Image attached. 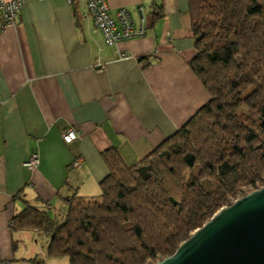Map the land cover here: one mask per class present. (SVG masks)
<instances>
[{
	"label": "crops",
	"instance_id": "1",
	"mask_svg": "<svg viewBox=\"0 0 264 264\" xmlns=\"http://www.w3.org/2000/svg\"><path fill=\"white\" fill-rule=\"evenodd\" d=\"M107 3L135 20L142 5L146 34L107 44L84 0H26L14 24L0 26V259L25 260L29 244L45 255L40 229L12 226L26 205L57 217L66 197L98 196L109 172L104 151L136 163L210 97L189 66L196 49L188 0ZM69 126L78 138L65 143ZM33 151L31 170L23 162Z\"/></svg>",
	"mask_w": 264,
	"mask_h": 264
},
{
	"label": "trees",
	"instance_id": "2",
	"mask_svg": "<svg viewBox=\"0 0 264 264\" xmlns=\"http://www.w3.org/2000/svg\"><path fill=\"white\" fill-rule=\"evenodd\" d=\"M188 4L196 49L189 66L209 99L134 164L104 151L109 172L98 196L66 197L57 217L31 205L17 212L14 229L48 236L46 256L151 264L246 193L242 188L264 185V0Z\"/></svg>",
	"mask_w": 264,
	"mask_h": 264
},
{
	"label": "water",
	"instance_id": "3",
	"mask_svg": "<svg viewBox=\"0 0 264 264\" xmlns=\"http://www.w3.org/2000/svg\"><path fill=\"white\" fill-rule=\"evenodd\" d=\"M151 264H264V185L221 206Z\"/></svg>",
	"mask_w": 264,
	"mask_h": 264
},
{
	"label": "built area",
	"instance_id": "4",
	"mask_svg": "<svg viewBox=\"0 0 264 264\" xmlns=\"http://www.w3.org/2000/svg\"><path fill=\"white\" fill-rule=\"evenodd\" d=\"M26 0H0V26L6 27L14 24L16 14L21 10ZM70 6H73L77 0H65ZM86 14L93 21L94 26L99 29L109 45L116 44L121 39L143 36L147 30L145 27V16L142 5L136 8L138 19L135 20L133 12L126 8H117L114 14L110 12L107 0H84ZM128 52H120L119 59L129 58ZM62 140L65 143L78 138V130L73 126L65 128L61 133ZM81 158H76L73 166L80 164ZM38 163V153L33 151L24 160L23 165L33 170ZM0 264H11L10 260L0 259Z\"/></svg>",
	"mask_w": 264,
	"mask_h": 264
},
{
	"label": "rangeland",
	"instance_id": "5",
	"mask_svg": "<svg viewBox=\"0 0 264 264\" xmlns=\"http://www.w3.org/2000/svg\"><path fill=\"white\" fill-rule=\"evenodd\" d=\"M245 190V192H248L250 191V189H245V188H242ZM245 194V193H244ZM243 195V194H241ZM241 195H238L237 197L241 196ZM46 240H48V236L45 235V233L43 231L40 232V243L42 244V249L44 250L45 247H46ZM33 244H29V245H26V250H25V260L21 261V260H18L16 259L15 261H12L11 264H38V263H34L33 259H37V258H40L41 257H37L38 255H36L37 252H39L38 250L33 251ZM43 257V259H41V264H68V259L66 257H48L46 255H41ZM39 260V259H37Z\"/></svg>",
	"mask_w": 264,
	"mask_h": 264
}]
</instances>
